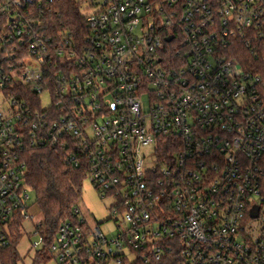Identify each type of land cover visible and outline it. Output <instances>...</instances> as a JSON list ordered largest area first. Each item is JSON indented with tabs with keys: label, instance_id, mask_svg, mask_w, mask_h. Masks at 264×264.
Returning a JSON list of instances; mask_svg holds the SVG:
<instances>
[{
	"label": "built area",
	"instance_id": "obj_1",
	"mask_svg": "<svg viewBox=\"0 0 264 264\" xmlns=\"http://www.w3.org/2000/svg\"><path fill=\"white\" fill-rule=\"evenodd\" d=\"M99 3L82 36L0 4V248L35 220L26 154L52 149L117 231L79 205L51 242L35 224L31 264H264V0Z\"/></svg>",
	"mask_w": 264,
	"mask_h": 264
},
{
	"label": "trees",
	"instance_id": "obj_2",
	"mask_svg": "<svg viewBox=\"0 0 264 264\" xmlns=\"http://www.w3.org/2000/svg\"><path fill=\"white\" fill-rule=\"evenodd\" d=\"M5 0H0V4ZM44 24L50 34L57 31L73 32L82 36L87 31L86 15L82 4L77 0H44ZM6 17H0V31L6 25ZM68 151L52 149H31L26 154L28 186L36 194V205L42 214L40 234L51 242L56 231L82 199V187L88 178L90 168L83 161L79 167L67 163ZM20 225V224H19ZM20 228V227H18ZM11 245L0 248V264H18L19 255L16 245L22 238L20 230ZM39 261V259H38Z\"/></svg>",
	"mask_w": 264,
	"mask_h": 264
},
{
	"label": "rangeland",
	"instance_id": "obj_3",
	"mask_svg": "<svg viewBox=\"0 0 264 264\" xmlns=\"http://www.w3.org/2000/svg\"><path fill=\"white\" fill-rule=\"evenodd\" d=\"M82 4V13L89 15L100 9V0H77ZM92 4V5H91ZM43 107L50 105V96L44 94L41 97ZM151 153V152H149ZM31 204L32 207L29 210V215L34 216V222L27 220L23 223L24 230H22V238L16 245L17 252L19 255L18 264H31L32 260L36 256L38 249L34 248L35 243H39L41 246V236L37 233L35 224L42 220V214L36 203V194L31 191ZM116 203L114 198L102 199L100 193L95 189L90 179H85L82 187V199L79 205L89 214L86 216L91 217L94 223H98L100 229L109 237L115 235L117 231L115 223V215L112 213L111 206ZM113 216L112 219H110ZM110 219V220H109ZM48 264H55V261H50Z\"/></svg>",
	"mask_w": 264,
	"mask_h": 264
},
{
	"label": "water",
	"instance_id": "obj_4",
	"mask_svg": "<svg viewBox=\"0 0 264 264\" xmlns=\"http://www.w3.org/2000/svg\"><path fill=\"white\" fill-rule=\"evenodd\" d=\"M168 42L171 41V38L167 39ZM252 218H257L258 217V209H254L251 213Z\"/></svg>",
	"mask_w": 264,
	"mask_h": 264
}]
</instances>
